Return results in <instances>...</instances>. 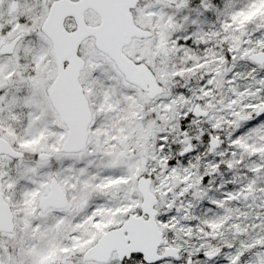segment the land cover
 <instances>
[{
  "label": "snow or ice",
  "instance_id": "snow-or-ice-1",
  "mask_svg": "<svg viewBox=\"0 0 264 264\" xmlns=\"http://www.w3.org/2000/svg\"><path fill=\"white\" fill-rule=\"evenodd\" d=\"M0 264H264V0H0Z\"/></svg>",
  "mask_w": 264,
  "mask_h": 264
}]
</instances>
